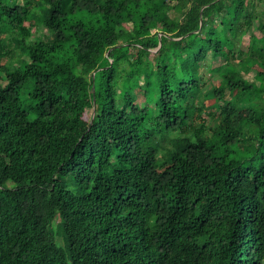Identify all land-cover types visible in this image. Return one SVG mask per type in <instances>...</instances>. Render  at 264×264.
<instances>
[{"label":"trees","instance_id":"trees-1","mask_svg":"<svg viewBox=\"0 0 264 264\" xmlns=\"http://www.w3.org/2000/svg\"><path fill=\"white\" fill-rule=\"evenodd\" d=\"M154 263L264 264V0H0V264Z\"/></svg>","mask_w":264,"mask_h":264},{"label":"rangeland","instance_id":"rangeland-1","mask_svg":"<svg viewBox=\"0 0 264 264\" xmlns=\"http://www.w3.org/2000/svg\"><path fill=\"white\" fill-rule=\"evenodd\" d=\"M37 32H38L37 35L43 33L45 36L48 35V33H49V32H48L46 29H44V28H42L41 30H38ZM256 33L259 35V32H258V31H256ZM246 39H247V38H246ZM246 41H247V40H246ZM220 63H221L220 61H215V62H214V66H218ZM208 76H210V74H208ZM253 77H254V74H253V73L247 75V78H249V79H251V80H253ZM213 82H214L215 84H218V83H219V80H218L217 78L214 77ZM226 98H228V99L230 98V96H229V92H227V96H226ZM89 112L91 113V111H89ZM88 116H89V113H88ZM205 117H206V116H204V118H205Z\"/></svg>","mask_w":264,"mask_h":264},{"label":"water","instance_id":"water-1","mask_svg":"<svg viewBox=\"0 0 264 264\" xmlns=\"http://www.w3.org/2000/svg\"><path fill=\"white\" fill-rule=\"evenodd\" d=\"M202 25H203V20L201 19V27H202Z\"/></svg>","mask_w":264,"mask_h":264},{"label":"bare ground","instance_id":"bare-ground-1","mask_svg":"<svg viewBox=\"0 0 264 264\" xmlns=\"http://www.w3.org/2000/svg\"><path fill=\"white\" fill-rule=\"evenodd\" d=\"M165 260V259H164ZM155 264V263H154Z\"/></svg>","mask_w":264,"mask_h":264}]
</instances>
